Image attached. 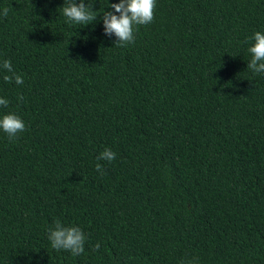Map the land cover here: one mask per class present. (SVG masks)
<instances>
[{
	"label": "trees",
	"instance_id": "trees-1",
	"mask_svg": "<svg viewBox=\"0 0 264 264\" xmlns=\"http://www.w3.org/2000/svg\"><path fill=\"white\" fill-rule=\"evenodd\" d=\"M63 6L0 0V63L23 76L0 68V117L25 123L0 131V264H264V0H156L126 47ZM57 219L84 253L52 249Z\"/></svg>",
	"mask_w": 264,
	"mask_h": 264
},
{
	"label": "clouds",
	"instance_id": "clouds-1",
	"mask_svg": "<svg viewBox=\"0 0 264 264\" xmlns=\"http://www.w3.org/2000/svg\"><path fill=\"white\" fill-rule=\"evenodd\" d=\"M112 11H103L102 14L93 11V3H85V0H64L61 8L66 22L87 26L96 21L101 16L103 23V34L114 36L116 47H126L135 42L134 32L139 26H146L153 22L156 8V0H119L118 3L108 5ZM9 8L5 7L0 15L7 17ZM115 13V14H114ZM253 43L248 48L251 56L247 69L254 74H264V33L255 32L251 37ZM0 68L8 73L3 75L6 83L15 82L16 85L23 84V76L16 74L11 61L4 60L0 63ZM17 99L23 102L24 97L18 96ZM0 106L7 107L8 101L0 98ZM25 130V123L15 114H6L0 117V131L7 134L9 141H15L18 135ZM116 159V153L111 149H105L97 157V160L111 162ZM95 171L100 175L104 174L103 166L100 163L95 165ZM48 240L51 247L57 251H67L74 256L84 253L86 236L77 226H65L57 219L53 226L48 229ZM100 244L93 246V250L98 251ZM182 264H193V262H182Z\"/></svg>",
	"mask_w": 264,
	"mask_h": 264
}]
</instances>
